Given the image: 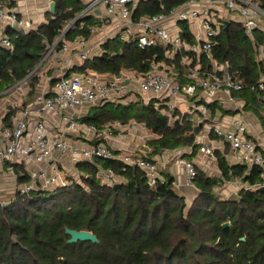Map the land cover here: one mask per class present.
Instances as JSON below:
<instances>
[{"label": "trees", "instance_id": "1", "mask_svg": "<svg viewBox=\"0 0 264 264\" xmlns=\"http://www.w3.org/2000/svg\"><path fill=\"white\" fill-rule=\"evenodd\" d=\"M188 1L140 0L133 19L160 14L161 6L165 11L179 8ZM253 1L264 11V0ZM0 4L9 10L14 6L12 0H0ZM53 4L54 13L47 24L24 35L7 29L11 48L0 46V94L33 71L48 47L56 44L59 51L65 41L90 37L96 23L90 17L76 19L84 8L81 0H53ZM182 36L190 42L185 25ZM216 43L214 59L226 62L248 90L259 68L242 28L229 22L227 32L222 30ZM160 62L168 63L163 48L139 50L133 40L115 39L103 46L100 57L86 61L77 71L112 78L122 71L143 75L150 64ZM37 82L36 78L30 80L28 100ZM239 96L252 99L247 91ZM130 100L91 107L82 122L97 130L115 122L143 126L150 138L133 160L151 161L164 152L181 149H189L190 158L198 153L195 138L201 129L187 114L174 110L166 116L161 114L165 108L156 109L152 102ZM16 111L9 110L7 119ZM112 153L110 161L77 164L80 175L70 186L17 196L0 206V264H264V191L240 190L236 199H224L216 192L226 182H259L258 170L229 166L215 153L219 176L195 168L196 194L187 202L175 189L170 174L162 173L163 181L150 187L141 170L122 163L117 159L119 153ZM98 169L111 170L119 183L103 184ZM18 182H26V177L20 176ZM224 224L228 226L223 228ZM66 229L89 232L98 244L70 245Z\"/></svg>", "mask_w": 264, "mask_h": 264}, {"label": "built area", "instance_id": "2", "mask_svg": "<svg viewBox=\"0 0 264 264\" xmlns=\"http://www.w3.org/2000/svg\"><path fill=\"white\" fill-rule=\"evenodd\" d=\"M139 3L140 0H87L77 19L93 17L105 25L112 24L115 33L122 34L125 41L133 40L139 50L159 46L164 49L168 63H152L145 74L126 80H103L89 71L67 75L64 68L63 75L44 85L41 68H35L0 94L1 207L17 196L67 187L62 178L67 170L60 168L55 154L66 158L71 166L92 164L95 160L114 159L109 143H124L127 137L148 140L146 129L135 122L124 125L115 122L97 130L76 118L80 110L107 103L124 104L137 94L165 104L169 111L178 105L185 106L186 114L196 118L195 126L201 129L195 138L199 152L213 158L217 153L229 166L260 172L259 182L240 183L239 191L253 193L264 188V11L253 0H191L169 11L161 6L160 14L134 20ZM229 13L236 14L233 21L250 41L259 68L258 77L248 90L229 71L226 62H218L213 56L216 38L229 23L224 16ZM182 25L188 27L190 42L182 36ZM193 26L195 31L191 29ZM8 28L24 34L34 30L17 12L0 4V46L5 49L11 48L6 36ZM63 35L64 32L57 42ZM55 45L46 49L43 60L56 54ZM71 48L66 43L61 46L65 63L72 56L81 63L89 60L90 48L85 40L79 39ZM174 66L180 68V74L171 71ZM33 78L38 83L35 94L28 100L29 82ZM245 91L252 95L251 101L239 96ZM13 109L17 111L9 121L7 115ZM72 135L84 138L87 143L72 144L69 141ZM117 159L141 170L150 187L163 181L153 160ZM180 165L184 171L182 186L193 188L194 164L180 162ZM20 176H25L26 182L19 183ZM97 177L103 184L116 183L111 170L98 169ZM7 180L11 184L5 187Z\"/></svg>", "mask_w": 264, "mask_h": 264}, {"label": "crops", "instance_id": "3", "mask_svg": "<svg viewBox=\"0 0 264 264\" xmlns=\"http://www.w3.org/2000/svg\"><path fill=\"white\" fill-rule=\"evenodd\" d=\"M12 1L14 2V6H13V8H11V10L17 12L19 14L20 19L27 20L31 24V26L33 27L34 30L37 29L40 25L47 24L48 20L51 19L52 14H50V12H49V6L51 3H53V0H12ZM86 2H87V0H81V4L84 7H85ZM96 15H98L97 12L95 13V16ZM84 18H86V17H84ZM90 19L96 23V25L94 27H92V29H91V30L95 29L96 34L94 36L90 35V37L86 40L87 45L90 48V55H89L88 61H92L93 59L100 57L103 54V46L106 45L107 43H110L115 39H120V40L125 41L124 36L122 34H119L117 32L115 33L114 27L112 24L105 25L103 23H100L99 20H96L93 17H90ZM228 21L234 22L233 20H228ZM191 29H192V31H195L196 26L191 27ZM78 40H79V38H76L73 42L72 41L71 42L65 41L63 43L70 45L72 47L71 49H73L75 46V43ZM44 55H45V53L43 54L39 64L36 67V68H41V70L43 68L44 69L50 68L49 76L45 77V75H44V80H42L43 85L45 83H49V82L52 84L57 76L63 75V72H64L63 69L64 68H67V75L68 74L72 75V74L82 73V72H78L77 70L79 68H81L84 63H81L80 60L76 57H73V56L70 57V59L67 61V63H65L64 60L62 59L60 50L56 51V54L49 56L45 60H43ZM171 71L175 74L181 73L180 68H178L177 66H174L173 68H171ZM133 75H136V74H134L133 72L122 71L119 76H121V79L126 80V79L132 77ZM100 77L103 80L117 79V77L112 78V77L107 76V75H100ZM35 87H36V85H35ZM35 87H34V94H35ZM29 92H30V90H29ZM143 96H146V95H143ZM88 110H89V108L84 109V110H80L79 112H77L76 118L80 123H83L82 119H84L87 116ZM174 110H178L181 113L186 114V112H185L186 107L183 105L176 106ZM174 110H172V111H174ZM182 111H184V112H182ZM83 124H85V123H83ZM146 133H147L148 139H149L150 134L147 131H146ZM69 141L72 144H76V145H80V144L82 145V144L87 143V141L84 138L79 137V136H73V135L69 136ZM146 141H145V143H146ZM142 142L144 143V141H141L140 139L127 137V139L125 140L124 143L118 144V143L112 142V143H109V146L112 148L113 152L119 153L118 157L123 156L121 154L122 150H124V151L128 150L131 154H133V155H131L132 157L134 156V154H135V157H138L139 155L136 156V153H138L140 151H138L136 147L138 146L137 145L138 143H139V145H140V143L142 145ZM130 143L133 144V146H131ZM145 143L142 146L145 147ZM175 153H177V154H175ZM164 154L165 155L170 154L171 156H173V160H170V162L167 163V161L163 157ZM189 154H190L189 149H181L178 151L164 152L161 156L154 157L152 159L158 165L159 169L161 167L165 168L163 170L164 172H162V173L170 174L171 177H173V179H174L173 185H174L176 190H182L183 191L181 193L182 196H185V195L187 196L188 193L185 192L187 190V188H184L182 186L183 180H184V171L180 165V162H192L194 164L195 168L201 170L205 174H207V171L211 172L212 167L215 166L214 165L215 156L213 158V156L201 154L199 152V149H198V153L194 157L190 158ZM55 160L59 162L60 168L64 167L65 170L72 172V173H75V175H76L75 177L79 178L78 176L80 175V173H79V168L77 166H71L68 163V161L66 160V158L61 157L60 154H55ZM216 171H217V169H216ZM7 186L8 185H5V187H7Z\"/></svg>", "mask_w": 264, "mask_h": 264}, {"label": "rangeland", "instance_id": "4", "mask_svg": "<svg viewBox=\"0 0 264 264\" xmlns=\"http://www.w3.org/2000/svg\"><path fill=\"white\" fill-rule=\"evenodd\" d=\"M225 18H226V20H233V19H235L236 18V14H234V13H229V14H227L226 16H224ZM96 33H94V34H91V35H95ZM42 72L40 73V74H42V76H43V78L41 79V81L42 80H44V75H45V77H48L49 76V72H50V68H43L42 70H41ZM97 75V74H96ZM38 80V79H37ZM138 98H140V100L144 103V104H148V103H150V102H152L153 104H154V106H155V108L156 109H161V108H165V109H162L161 110V114H163V115H169V110H168V108H166L165 106H163V105H161V103H158L156 100H154V99H152V98H150V97H148V96H143V95H141V94H137V95H135V96H133L132 97V99L131 100H137ZM130 99H128L127 101H129ZM165 105V104H164ZM185 111V110H184ZM184 111H182V112H184ZM186 112V111H185ZM185 114V113H184ZM189 118H190V120H191V122H192V124H195V120H196V118H194L192 115H187ZM149 133V132H148ZM132 143V142H131ZM130 143V145L131 146H133V144H131ZM135 143V142H134ZM144 143H145V141H144ZM144 143L142 142V145H144ZM137 144V143H136ZM138 146L136 147L137 148V150L138 151H140V152H138V153H136V156H138V154L139 153H141V152H143V148H144V146H142L141 145V143H140V145H139V143L137 144ZM121 154L123 155L122 157H132L131 155H133V154H131L128 150L127 151H124V150H122V152H121ZM134 156H135V154H134ZM164 159L167 161V163L168 162H170V160H173V156H171L170 154H167V155H165L164 154ZM168 166V165H167ZM167 168V167H166ZM165 168H163V167H161L160 169H159V172L162 174V172H164L163 170H164ZM207 174H208V176H211V177H218L219 176V173L216 171V168H215V166L214 167H212V171L211 172H209V171H207ZM76 175H75V173H72V172H69V171H67V173H65V172H63V175H62V178L65 180V181H67V186H70V185H72L74 182H76V181H78V178H76L75 177ZM79 177V176H78ZM6 184L5 185H10L11 184V180H7L6 182H5ZM116 183L118 184L119 183V180L117 179L116 180ZM240 181H238V180H235L234 182H226V183H224L223 185H221L220 187H218L217 189H216V192H217V194L219 195V196H221L222 198H224V199H236L237 198V194H238V192H239V188H240ZM177 192L178 193H182L183 191L182 190H177ZM186 193H188V195L186 196L185 195V198H186V201L187 202H189L191 199H192V197H194L195 196V194H196V191H195V189L194 188H191V189H187L186 191H185Z\"/></svg>", "mask_w": 264, "mask_h": 264}, {"label": "water", "instance_id": "5", "mask_svg": "<svg viewBox=\"0 0 264 264\" xmlns=\"http://www.w3.org/2000/svg\"><path fill=\"white\" fill-rule=\"evenodd\" d=\"M49 12H50V14L54 13V4L53 3H51L49 6ZM228 26H229V23H226L225 28H224V32H227ZM67 30H68V28L65 30V32ZM18 32H19V34L24 35V33L21 30H19ZM119 79H121V76H117V80H119ZM124 85H126V84H124ZM115 187H118V185H115ZM263 191H264V188L259 190L258 192H263ZM227 226H228V224H224L223 228H226ZM65 235L69 237V240L67 241V243L70 245L77 244V243H84V242H90L92 244H98V239L96 238V236H94L91 233L86 232V231L77 232V231L66 229Z\"/></svg>", "mask_w": 264, "mask_h": 264}]
</instances>
